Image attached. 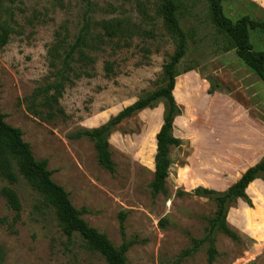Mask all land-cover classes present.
<instances>
[{
    "label": "rangeland",
    "instance_id": "1",
    "mask_svg": "<svg viewBox=\"0 0 264 264\" xmlns=\"http://www.w3.org/2000/svg\"><path fill=\"white\" fill-rule=\"evenodd\" d=\"M162 1L89 0V10L87 0H1V20L12 29L0 49L1 112L7 124L21 130L35 159L47 160L52 180L69 194L72 205L88 211L82 218L116 247L123 242L119 219L125 214V240L136 241L126 253L127 264H264L260 179L246 191L250 205L238 200L228 210V226L238 239L217 233L212 263L208 243L179 258L192 248L191 238L205 236L215 210L213 202L193 196L192 190L225 191L264 154V83L235 50L228 49L226 36L212 22L207 0H177L187 49L174 92L181 113L173 135L181 145L170 152L167 193L152 197L150 188L162 103L123 121L112 132L113 174L98 166L91 142L71 138L105 123L157 88L162 67L175 48L158 14ZM258 1L262 6L247 0H221V6L233 22L245 15L261 21L264 0ZM86 11L93 21H117L125 31L91 52L95 58L88 70L91 76L67 83L59 99L63 113L51 116L47 108L31 106L30 98L53 81L47 52L56 33L73 41ZM94 30L104 33L98 27ZM249 41L253 50L264 52V32L250 31ZM107 64L112 67L109 74ZM214 79L222 89L209 95ZM17 177L13 185L0 177V264H106L77 234L68 239L54 210L22 176ZM3 187L17 193L18 217L1 195Z\"/></svg>",
    "mask_w": 264,
    "mask_h": 264
},
{
    "label": "trees",
    "instance_id": "2",
    "mask_svg": "<svg viewBox=\"0 0 264 264\" xmlns=\"http://www.w3.org/2000/svg\"><path fill=\"white\" fill-rule=\"evenodd\" d=\"M207 1L212 22L226 36L228 49L235 50L237 58L264 83V52L253 50L249 41L250 31L264 32V20L259 21L245 15L233 22L224 16L221 0ZM90 4L87 0L89 10ZM3 12L0 0V49L7 44L12 32L7 21L1 20ZM89 12L83 13V24L73 41L69 42L65 35L56 33L55 41L47 52L49 67L51 68L50 75L53 77V81L44 87L37 88L30 98L31 106L36 104L47 108L51 116H55L57 112L63 113L59 107V99L63 94L65 85L72 83L73 79L91 76L88 70L95 63V58L91 56V52L100 51L101 46L110 42L112 37H118L125 31L117 21H93ZM158 14L162 17L164 29L173 40L175 48L173 54L162 67L157 88L137 98L132 104L112 115L98 127L80 131L71 136L74 139L85 138L91 142L98 166L113 174L115 164L109 149V137L112 132L123 121L145 109H154L162 103L164 111L162 124L155 137L154 171L150 183L152 197L167 193L165 184L171 166L170 152L171 149L181 145V140L173 135L175 119L181 113L175 101L174 92L177 88L176 78L182 74L179 72L178 66L187 49V35L180 25L182 16L180 2L163 0L159 5ZM97 27L102 29L104 33H96L94 29ZM104 36L108 39H105ZM105 71L107 74L112 72L110 64L105 66ZM210 83L209 95L222 89L215 79L211 80ZM22 136L20 129L5 122V115L0 109V177L13 185L18 181L17 174L22 176L28 185L36 190L44 202L54 210L58 225L68 239L77 234L84 241L86 248L89 251L99 253L106 264H127L126 253L136 241L125 240V214L121 213L119 219V229L123 242L119 247H116L105 234L98 232L82 218L88 211L85 208L76 209L72 205L69 194L52 180V173L47 168V160L35 159L30 145L23 140ZM256 179H260L264 183V154L256 164L248 167L225 191L217 192L203 187L192 190L193 196L206 198L213 202L215 210L212 218L207 220L205 236L200 240L191 238L192 248L183 251L179 258L192 254L202 244L208 243V262L212 263L216 255L214 237L217 233H222L232 240L238 239L234 231L228 226V210L238 200L250 205L246 191ZM1 195L4 197L7 206L18 217L21 204L15 190L11 187H3ZM159 224L163 226L164 220L160 221Z\"/></svg>",
    "mask_w": 264,
    "mask_h": 264
},
{
    "label": "crops",
    "instance_id": "3",
    "mask_svg": "<svg viewBox=\"0 0 264 264\" xmlns=\"http://www.w3.org/2000/svg\"><path fill=\"white\" fill-rule=\"evenodd\" d=\"M247 1H248L249 3L251 2V3L254 4V5L256 4L257 6H258V5H261L260 1H258V0H247ZM261 6H262V5H261ZM257 162H258V161H257ZM250 166H253V165H250ZM250 166H248V167H250ZM248 167H247V168H248ZM247 168H246V169H247ZM257 180H258V179L254 180V181H257ZM254 181H253V182H254ZM253 182H252V183H253ZM247 190H248V189H247Z\"/></svg>",
    "mask_w": 264,
    "mask_h": 264
}]
</instances>
